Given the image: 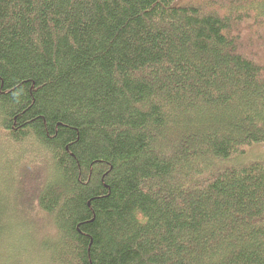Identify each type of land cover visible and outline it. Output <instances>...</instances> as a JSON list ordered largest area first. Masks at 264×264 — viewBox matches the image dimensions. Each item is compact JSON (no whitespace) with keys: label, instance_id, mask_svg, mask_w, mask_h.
I'll list each match as a JSON object with an SVG mask.
<instances>
[{"label":"trees","instance_id":"trees-1","mask_svg":"<svg viewBox=\"0 0 264 264\" xmlns=\"http://www.w3.org/2000/svg\"><path fill=\"white\" fill-rule=\"evenodd\" d=\"M259 144L264 0H0V264H264Z\"/></svg>","mask_w":264,"mask_h":264},{"label":"rangeland","instance_id":"rangeland-1","mask_svg":"<svg viewBox=\"0 0 264 264\" xmlns=\"http://www.w3.org/2000/svg\"><path fill=\"white\" fill-rule=\"evenodd\" d=\"M259 51L260 50H258V52ZM249 154L251 156L264 155V144H259L258 146L252 147V149H250V151H249ZM29 169H30V173H32V172H35L36 167H35V165H30ZM38 221H40V223ZM38 221H35V223L38 225L39 232L44 233V234H42V236H44L48 233H51V232L54 233L52 230L50 232L51 226H48V223H49L48 220H40V218H39Z\"/></svg>","mask_w":264,"mask_h":264}]
</instances>
